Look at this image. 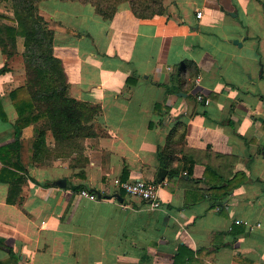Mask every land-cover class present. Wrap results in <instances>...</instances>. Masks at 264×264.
Masks as SVG:
<instances>
[{"label": "crops", "instance_id": "crops-1", "mask_svg": "<svg viewBox=\"0 0 264 264\" xmlns=\"http://www.w3.org/2000/svg\"><path fill=\"white\" fill-rule=\"evenodd\" d=\"M35 6L69 94L101 107L99 135L84 165L32 164L33 127L17 147L10 98L25 80L22 41L10 56L0 45V262L264 264V0H163L150 17L126 1L110 18L82 0ZM0 24L15 25L10 0ZM180 123L175 162L194 164L169 176L158 151ZM159 167L157 209L115 183L156 182Z\"/></svg>", "mask_w": 264, "mask_h": 264}, {"label": "trees", "instance_id": "trees-1", "mask_svg": "<svg viewBox=\"0 0 264 264\" xmlns=\"http://www.w3.org/2000/svg\"><path fill=\"white\" fill-rule=\"evenodd\" d=\"M36 1L38 0H10L15 25L0 24V45L7 56L14 52L19 38L23 45L21 54L25 71L24 84L10 91L11 102L17 113L13 124L15 144L19 146L21 130L32 125V164L49 165L58 157L70 167L81 166L88 161L85 139L99 135L94 119L101 107L69 94L62 61L53 53L54 32L37 12ZM82 1L92 4L95 11L104 18L112 17L123 1L129 4L137 17H150L164 11L163 0ZM6 69L3 66L0 72ZM183 125L180 123L177 130L169 133L166 143L158 151L161 165L169 168V176L179 175L184 170L187 174L192 172L194 160L191 156L183 154L184 161L177 158L179 163L175 162L173 156L176 151L184 153ZM48 133L52 137V144L47 143ZM222 186L223 184L210 188L221 189Z\"/></svg>", "mask_w": 264, "mask_h": 264}, {"label": "built area", "instance_id": "built-area-1", "mask_svg": "<svg viewBox=\"0 0 264 264\" xmlns=\"http://www.w3.org/2000/svg\"><path fill=\"white\" fill-rule=\"evenodd\" d=\"M197 16H200L199 12H197ZM115 181L116 184L119 183L120 187H122L128 195L139 197L141 200L148 202L151 209H157L161 206V201L158 196V188L160 186L159 183L143 179L125 181L121 183L118 180ZM80 194L89 196L86 189H81Z\"/></svg>", "mask_w": 264, "mask_h": 264}, {"label": "water", "instance_id": "water-1", "mask_svg": "<svg viewBox=\"0 0 264 264\" xmlns=\"http://www.w3.org/2000/svg\"><path fill=\"white\" fill-rule=\"evenodd\" d=\"M166 176V169L164 167H159L157 170V173L155 175V181L156 182H161ZM59 186H64V179H59L56 182ZM97 196L100 198V193L97 192ZM114 197H116L117 199L121 200L122 197L118 194V193H114L113 194ZM106 197H111V195H107Z\"/></svg>", "mask_w": 264, "mask_h": 264}]
</instances>
